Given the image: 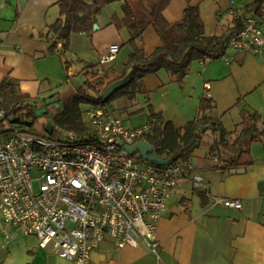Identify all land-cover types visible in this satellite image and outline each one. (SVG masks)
I'll use <instances>...</instances> for the list:
<instances>
[{
	"label": "crops",
	"instance_id": "obj_1",
	"mask_svg": "<svg viewBox=\"0 0 264 264\" xmlns=\"http://www.w3.org/2000/svg\"><path fill=\"white\" fill-rule=\"evenodd\" d=\"M58 1L0 0V86L8 78L23 93L38 98L57 93L56 97L62 98L83 86L77 84L76 90L61 96L54 85L61 83L59 74L65 69L76 79L95 74L102 79L103 88L124 79L122 76L131 70L126 66L133 51L127 44L129 32L110 23L115 12L122 13L119 1L105 6L97 17V28L94 25L90 33L73 32L67 48L62 50L59 43L58 52H50L39 34L59 18ZM247 1L193 0V4L198 6L206 34L213 35L231 26L237 15L232 11L240 13ZM186 6V0H172L164 10L166 20L170 24L181 21ZM259 22L264 31V15ZM161 42L153 27L136 40L146 53ZM112 44L119 45L116 58L102 61ZM231 48L220 58L194 60L181 81L165 68L145 75L139 93L144 95L149 111L140 107L146 118L131 127L148 122L150 108L161 113L165 122L184 126L196 117L203 96L213 99L214 113L223 122L229 114H236L231 120H239L228 130L241 125L244 110L257 111L264 123V49ZM139 93L134 98L121 96L136 100ZM258 142L252 143L238 167L231 170L214 167L217 160L210 156L208 143L201 152L199 147L195 150L189 159L193 171L179 180L158 221L159 256L143 241L138 246L118 247L113 239L106 238L92 253L89 264H264V149L255 145ZM194 174L204 178L205 190L193 187ZM215 198L239 199L242 208L215 203ZM0 264L78 263L60 257L51 248H41L35 236L5 232L0 216Z\"/></svg>",
	"mask_w": 264,
	"mask_h": 264
},
{
	"label": "built area",
	"instance_id": "obj_2",
	"mask_svg": "<svg viewBox=\"0 0 264 264\" xmlns=\"http://www.w3.org/2000/svg\"><path fill=\"white\" fill-rule=\"evenodd\" d=\"M229 46L264 49V31L256 17L243 16ZM118 52L119 45L112 44L102 61L114 60ZM8 113L0 107V216L5 232L35 236L41 248L78 264H89L106 238L118 247L143 241L159 256L158 221L193 165H159L120 144L141 141L153 131L151 122L128 126L104 101L88 110L85 135L63 131L52 136L45 129L36 133L9 122ZM192 183L195 189H206L199 174ZM214 202L242 208L239 199Z\"/></svg>",
	"mask_w": 264,
	"mask_h": 264
},
{
	"label": "trees",
	"instance_id": "obj_3",
	"mask_svg": "<svg viewBox=\"0 0 264 264\" xmlns=\"http://www.w3.org/2000/svg\"><path fill=\"white\" fill-rule=\"evenodd\" d=\"M116 1L121 2L122 13L115 12L110 23L119 29H127L130 35L127 44L133 48L126 63L131 70L122 76L127 83L117 91L128 98H134L141 92L142 78L148 73L165 68L181 81L188 74L194 60L220 58L229 47L230 37L241 28L244 15L251 14L258 21L264 15V0H248L241 8L243 12L235 13L232 8V14L237 15H234L231 26H224L220 33L208 35L198 6L193 4V0H186L183 18L174 24H170L164 16V10L172 0H59V18L40 32L39 38L47 42L52 53L58 52L56 49L59 43L64 50L68 47L73 32L90 33L105 6ZM149 27L155 28L162 42L152 52L146 53L137 46L136 40ZM112 83L99 89L87 80L85 84L88 89L83 85L75 93L60 97L61 111L53 117V123L48 124L51 131L46 126L45 130L52 136L63 131L73 132L78 136L85 135L88 122L84 118V105L108 102L115 93L107 100L104 93ZM16 86L11 79L3 80L0 86V107L9 112V122L29 127L33 122L26 119L35 114L37 109L45 107L47 113V107L55 103L47 104L46 100L56 97L57 93L33 103H25L27 112L21 119L17 112L21 107L16 104L12 106L10 102ZM215 107L212 98L203 96L196 117L181 127H176L171 121L165 122L161 113L150 108L148 122L153 124V131L142 140L153 145L157 155L168 160V163L189 162L204 136L209 135V154L217 160L214 167L224 170L237 168L241 156L249 152L253 142L261 141L264 145V123L257 111L244 110L242 126L228 130L222 118L215 115ZM200 195L204 196V193L201 192Z\"/></svg>",
	"mask_w": 264,
	"mask_h": 264
},
{
	"label": "rangeland",
	"instance_id": "obj_4",
	"mask_svg": "<svg viewBox=\"0 0 264 264\" xmlns=\"http://www.w3.org/2000/svg\"><path fill=\"white\" fill-rule=\"evenodd\" d=\"M228 51H232L231 47H228L227 49ZM65 56H67V54H65ZM167 70V69H166ZM164 70V71H166ZM59 78H60V82L58 85H54V86H58L59 87V91L61 94V96H65L67 94H69L71 91L76 90L78 85L77 84H82L86 86L85 81L88 80V82L90 84H92V86L94 87H102V82H101V78L100 77H96L95 74H92L91 76H88L87 78H85V76L81 75L80 77H78V79L72 77V76H68V70L65 69L64 70V74H59ZM122 88V87H121ZM88 89V87H87ZM13 93L14 96L12 97V99L10 100L12 106L13 105H17L18 107H21V109H19L18 112V116L22 119L23 118V114L25 112H27V106L25 103L28 102H35V101H39L42 100L43 97H35L33 95H31L30 93H23L21 92V90L19 88H14L13 89ZM119 90V89H118ZM117 90V91H118ZM10 91V90H8ZM85 91L87 92V90L85 89ZM115 92L114 96L108 101V103L110 105H112L115 110L116 113L118 114V116H120L125 123L128 126H132L140 121H144L146 118V113L143 114V111L148 110V107L145 108L147 106L146 104V100L144 95L141 93H139V95L136 97V100H130L128 98H124L122 97L118 92ZM60 97V96H59ZM92 103L91 104H85L84 105V109H85V113H84V118L86 121L89 120L88 117V110L92 107ZM140 107H144V110H139ZM45 108V107H44ZM48 108L47 113L43 112V113H39L37 109L35 111V114L33 113L30 117H28L26 120L33 122L30 126H29V130L36 132V133H42L43 130L45 129V126L48 125L49 123H53V117L59 113L61 111V106L58 104H52L50 105ZM236 114H229L226 119L224 120V125L226 128L228 129H233L235 124L238 122L237 119H235V121L231 120V117L233 118H237L235 116ZM237 121V122H236ZM18 125L21 128H24L25 126L22 125L21 123H18ZM210 141V137L209 135H205L203 138V141L201 143V145L199 146L198 152H201L202 150L206 149L207 146L209 144ZM208 143V144H207ZM257 147H259V149H264V145L261 142H258ZM35 187H37V181L35 182Z\"/></svg>",
	"mask_w": 264,
	"mask_h": 264
},
{
	"label": "water",
	"instance_id": "obj_5",
	"mask_svg": "<svg viewBox=\"0 0 264 264\" xmlns=\"http://www.w3.org/2000/svg\"><path fill=\"white\" fill-rule=\"evenodd\" d=\"M95 27L97 28L98 26L95 24ZM126 83H127L126 78L114 81L106 89V91L104 93L105 99L106 100L109 99V97H111L118 89L123 87ZM46 103L47 104L56 103L58 105H61L60 104V97H51V98L46 100ZM38 112L39 113L46 112V108H42V109L38 110ZM46 129L48 131H51L50 125H46ZM120 144L124 145V147L130 153H132V154L139 153L144 159H148V160L155 162L159 165H164V164L168 163V160L163 159L157 155L156 151L154 150V146L151 145L147 141H144V140L137 141L133 145H127V144H124L123 142H120Z\"/></svg>",
	"mask_w": 264,
	"mask_h": 264
}]
</instances>
